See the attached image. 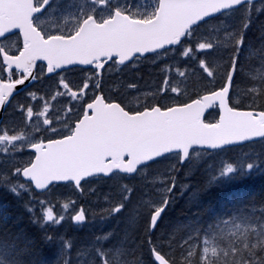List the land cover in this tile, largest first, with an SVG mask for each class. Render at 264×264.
Returning <instances> with one entry per match:
<instances>
[{"label":"snow or ice","instance_id":"snow-or-ice-1","mask_svg":"<svg viewBox=\"0 0 264 264\" xmlns=\"http://www.w3.org/2000/svg\"><path fill=\"white\" fill-rule=\"evenodd\" d=\"M256 172L264 0H0V264H264V202L202 201Z\"/></svg>","mask_w":264,"mask_h":264},{"label":"trees","instance_id":"trees-1","mask_svg":"<svg viewBox=\"0 0 264 264\" xmlns=\"http://www.w3.org/2000/svg\"><path fill=\"white\" fill-rule=\"evenodd\" d=\"M257 150L259 149V146H256ZM251 149V148H248ZM236 150L244 151L246 149H240L237 148ZM234 149L233 151L236 152ZM252 151V149H251ZM228 158V157H225ZM215 158H210L208 160L209 165L216 164ZM207 170L205 165H202L198 170L195 171L194 174L196 176L201 175L202 171ZM200 178V177H199ZM198 178V179H199ZM209 179V176H205V178L200 179V185L201 187L205 185L206 181ZM238 185H242L241 188H238ZM240 187V186H239ZM240 192L245 193V196L249 199L255 202L257 205H259L261 202H264V172H258L254 173L248 178H241L239 180V184L235 185L229 183L227 185L223 186H211L207 192L203 193L202 195V201L207 205L208 200L211 202H214L215 200L219 198H223L224 195L228 194V192ZM220 199V200H221ZM214 200V201H213ZM180 202V200H179ZM176 210H179L181 214H185L186 216L190 214L189 207L185 203H175ZM170 210V209H169ZM168 210V211H169ZM6 211L10 214V220L9 224L11 225L14 220H16L17 217H20V223L17 225V228H24L29 227L28 225V218L26 216L22 215V208L19 206L18 202L8 193L4 192L2 189H0V212ZM99 223L95 225H91L88 229L90 232L94 231L95 229H98Z\"/></svg>","mask_w":264,"mask_h":264},{"label":"rangeland","instance_id":"rangeland-1","mask_svg":"<svg viewBox=\"0 0 264 264\" xmlns=\"http://www.w3.org/2000/svg\"><path fill=\"white\" fill-rule=\"evenodd\" d=\"M149 84H152L154 85L155 81H148ZM245 152H251V149H246L244 151H241V150H236L235 151H232L230 153H227V154H222L221 156H212L211 158H215V163L218 164L220 162V160L222 159H227L225 157H238V158H243ZM207 163L204 164L206 169L205 171H202L201 175H198L196 176V174H191V178L190 179H185L184 176H181L179 179L181 180V182H184V183H190L192 185H195L196 187H201V183L199 182L200 179L203 177L205 178V176H210V170H208V166H209V163H208V160L210 158H207ZM159 167L161 170H163V168L165 167V165H159L157 166ZM188 175V174H186ZM199 178V179H198ZM99 189H100V192L103 193V192H106L107 191V187L103 184V182H101L100 185L97 186ZM60 192H66V193H69L71 194L72 193V189L71 188H68V189H60ZM74 199H77V202L80 203L81 201H83L84 203V206L86 209L89 210V212H92V211H95L96 208H97V197L96 196H85V197H76V196H73ZM221 198L217 199V200H213L214 202H211L208 200V203L207 204H217L218 202H221V201H224L226 199H233V200H236V199H239V200H242L244 201L245 203H249V202H253L252 200H249L246 196H245V193H240V192H234V191H231V192H228V194L224 195V197L220 200ZM181 201L182 203H186V197L183 198V199H177L176 202L178 201ZM205 202V201H204ZM203 202V203H204ZM205 204V203H204ZM186 218V215L185 214H181L179 210H176L175 208V205L168 211V215L167 217L165 218V224H168L169 222H172V223H175V222H178V221H183L184 219ZM91 226V225H90ZM89 226V227H90ZM112 225L110 224H105L103 225V229L104 230H107L108 228H110ZM101 226L99 225L98 226V229L100 228ZM88 228V227H87ZM87 228H83V229H79V230H76V232H74L73 234H78L80 236H84L86 235L88 232H87ZM65 230H70L69 229V226L66 225L65 226ZM97 229H95L94 231H96Z\"/></svg>","mask_w":264,"mask_h":264},{"label":"bare ground","instance_id":"bare-ground-1","mask_svg":"<svg viewBox=\"0 0 264 264\" xmlns=\"http://www.w3.org/2000/svg\"><path fill=\"white\" fill-rule=\"evenodd\" d=\"M256 173H258V172H256ZM246 178H248V177H246ZM239 180H240V179H237V180L233 181L232 184H235V185L239 184ZM239 186H240V187H239ZM241 186H242V185H238V188H241ZM180 202H181V201H180ZM180 202L178 201V203H180ZM88 228H89V227H88ZM88 228H87V232L89 233L90 231H89Z\"/></svg>","mask_w":264,"mask_h":264}]
</instances>
